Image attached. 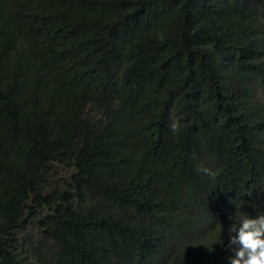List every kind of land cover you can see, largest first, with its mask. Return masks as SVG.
<instances>
[{"label": "trees", "instance_id": "16d2710c", "mask_svg": "<svg viewBox=\"0 0 264 264\" xmlns=\"http://www.w3.org/2000/svg\"><path fill=\"white\" fill-rule=\"evenodd\" d=\"M236 211L264 0H0V264H229Z\"/></svg>", "mask_w": 264, "mask_h": 264}, {"label": "clouds", "instance_id": "9594fccd", "mask_svg": "<svg viewBox=\"0 0 264 264\" xmlns=\"http://www.w3.org/2000/svg\"><path fill=\"white\" fill-rule=\"evenodd\" d=\"M197 170L207 175H215L203 165H198ZM229 219L233 221L228 229L230 238L226 245L232 252L227 258L229 264H264V213L253 217L236 211Z\"/></svg>", "mask_w": 264, "mask_h": 264}, {"label": "bare ground", "instance_id": "6f19581e", "mask_svg": "<svg viewBox=\"0 0 264 264\" xmlns=\"http://www.w3.org/2000/svg\"><path fill=\"white\" fill-rule=\"evenodd\" d=\"M87 194V193H86ZM89 195V194H88ZM97 195V194H96ZM91 198V197H90ZM90 200V199H89ZM253 204V203H252Z\"/></svg>", "mask_w": 264, "mask_h": 264}]
</instances>
